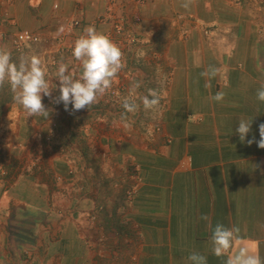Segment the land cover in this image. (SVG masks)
I'll return each mask as SVG.
<instances>
[{
	"label": "crops",
	"instance_id": "0c3cea01",
	"mask_svg": "<svg viewBox=\"0 0 264 264\" xmlns=\"http://www.w3.org/2000/svg\"><path fill=\"white\" fill-rule=\"evenodd\" d=\"M184 2L0 0V48L40 57L53 98L59 63L82 72L71 49L87 26L119 44L124 65L88 110L44 97L49 117H29L3 102L0 264H191L193 252L226 264L240 247L264 261V149L236 132L253 119L246 140H259L264 123V0ZM22 30L39 42L14 44ZM210 67L218 74L201 76ZM150 90L155 110L142 104ZM125 98L138 105L126 120ZM218 223L240 228L222 257Z\"/></svg>",
	"mask_w": 264,
	"mask_h": 264
},
{
	"label": "clouds",
	"instance_id": "9594fccd",
	"mask_svg": "<svg viewBox=\"0 0 264 264\" xmlns=\"http://www.w3.org/2000/svg\"><path fill=\"white\" fill-rule=\"evenodd\" d=\"M191 2L192 0H185L181 6L187 9ZM60 32H63V27L58 29V33ZM72 55L80 62L82 72L77 78L69 71L67 64L59 63L56 72V79L59 81V96L53 98L52 93L57 89V85L53 86L52 81L48 78L40 57L35 55L23 57L19 62H16L13 60L11 50L0 48V87L5 84L10 87L14 102L22 106L29 117L36 115L49 117V111L43 103L44 97L54 99L58 104L63 103L65 111H69L71 104L70 114L83 109L88 110L112 88L114 78L124 66L122 63L123 52L108 35L99 32L94 25H90L84 29V35L75 41ZM196 66H199L198 57ZM218 72L219 69L210 67L209 70L202 72L201 76L211 79ZM205 86L210 85L206 84ZM139 87V82L133 84V90ZM115 94L119 96L118 92ZM224 95L222 91H219L212 99L221 102ZM160 98L159 93L150 90L149 95L142 98L144 109L155 110L160 103ZM257 99L264 102V87L257 91ZM122 106L125 109V113L122 114L124 120H126L127 113L135 112L138 108L136 102L130 98H125L122 101ZM252 123L253 119L239 121L236 128L239 140L241 143L246 142L249 146L256 143L260 149H264V123L259 125V140H256L255 136L246 140ZM149 134H151V129H149ZM202 219L207 220L208 217L204 216ZM239 233V227L227 228L223 224H216L211 236L213 254L216 257L228 254L233 242L239 239ZM188 259L191 264H207L206 256L200 253L193 252ZM226 264H264V261L258 254L252 253L249 248L240 247L235 254L228 255Z\"/></svg>",
	"mask_w": 264,
	"mask_h": 264
},
{
	"label": "built area",
	"instance_id": "2783aa9c",
	"mask_svg": "<svg viewBox=\"0 0 264 264\" xmlns=\"http://www.w3.org/2000/svg\"><path fill=\"white\" fill-rule=\"evenodd\" d=\"M56 7V6H55ZM79 24L77 19H70L67 20L66 22H64L61 27H63V30H66L68 27H74L77 26ZM60 27V28H61ZM118 31H120V29H117ZM39 41V36H37L36 34L28 31V30H22L17 32L14 37H13V43L14 44H21V43H36ZM116 43V42H115ZM118 46L119 44L116 43ZM120 47V46H119ZM121 48V47H120ZM73 50V49H71ZM122 50V48H121Z\"/></svg>",
	"mask_w": 264,
	"mask_h": 264
},
{
	"label": "rangeland",
	"instance_id": "374dc122",
	"mask_svg": "<svg viewBox=\"0 0 264 264\" xmlns=\"http://www.w3.org/2000/svg\"><path fill=\"white\" fill-rule=\"evenodd\" d=\"M15 50V49H14ZM25 50V49H24ZM21 52H22V50H18V54H21ZM22 57L20 56L19 58H18V60L19 59H21ZM4 92V93H6V95H8V96H10V97H12L13 96V93L11 92V89H10V87L7 85V84H5L3 87H0V92ZM1 111H2V106H0V113H1ZM0 117H1V114H0ZM4 124H5V120H4V118H0V128L2 127V126H4Z\"/></svg>",
	"mask_w": 264,
	"mask_h": 264
},
{
	"label": "trees",
	"instance_id": "16d2710c",
	"mask_svg": "<svg viewBox=\"0 0 264 264\" xmlns=\"http://www.w3.org/2000/svg\"><path fill=\"white\" fill-rule=\"evenodd\" d=\"M9 98H10V96L6 95V93L1 91L0 92V106H2L3 102L8 100Z\"/></svg>",
	"mask_w": 264,
	"mask_h": 264
}]
</instances>
